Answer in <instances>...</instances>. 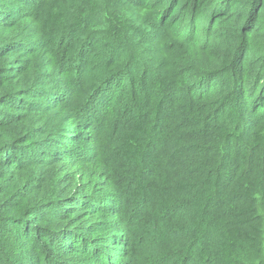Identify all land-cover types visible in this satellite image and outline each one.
<instances>
[{"label": "trees", "instance_id": "trees-1", "mask_svg": "<svg viewBox=\"0 0 264 264\" xmlns=\"http://www.w3.org/2000/svg\"><path fill=\"white\" fill-rule=\"evenodd\" d=\"M122 237L264 264V0H0V264Z\"/></svg>", "mask_w": 264, "mask_h": 264}, {"label": "rangeland", "instance_id": "rangeland-1", "mask_svg": "<svg viewBox=\"0 0 264 264\" xmlns=\"http://www.w3.org/2000/svg\"><path fill=\"white\" fill-rule=\"evenodd\" d=\"M108 196L105 195L104 198ZM106 201H102L100 206H108V207H113L116 208L117 206L113 205L112 199H105ZM113 215V212H111ZM102 221V220H101ZM103 222V221H102ZM105 223L109 224L111 227H113L115 230L117 229L116 227L121 223V220L116 218V216H111L109 219L104 221ZM124 237L117 240L115 239L114 245L112 241L108 242H102V247H100L96 252L94 251L90 255H94V258L96 259L95 262L91 264H95L98 261V258L102 259L103 254L101 252L105 251V255H108V259L106 258L104 262L100 264H134L137 262L136 257L134 254L131 252L130 249L127 250L126 246L124 247ZM113 248V249H111Z\"/></svg>", "mask_w": 264, "mask_h": 264}]
</instances>
